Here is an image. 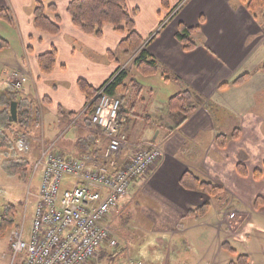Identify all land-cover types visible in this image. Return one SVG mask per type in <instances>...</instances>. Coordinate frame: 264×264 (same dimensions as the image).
<instances>
[{
  "label": "crops",
  "instance_id": "crops-1",
  "mask_svg": "<svg viewBox=\"0 0 264 264\" xmlns=\"http://www.w3.org/2000/svg\"><path fill=\"white\" fill-rule=\"evenodd\" d=\"M36 1L0 0V9H9L13 18L12 24L0 20V37L10 51L0 65L7 67L10 80L18 73L26 75L28 81L17 98L25 112H35L36 107L40 111L36 123L31 115L26 119L31 149L36 143L35 157L43 143L54 141L55 152L66 160L102 151L107 142L92 113L85 111L88 101L79 81L99 90L125 67V83L136 86L123 101L120 132L131 145L152 144L162 151L156 166L145 178L133 180L128 191L137 193L143 210L151 212L144 213L143 219L155 234H184L180 226L198 221L191 211L206 206L207 213L199 219L205 220L212 209L220 212L222 219L215 226L222 234L232 232L230 225L238 224V217L244 218L247 227V221H264L262 11L250 12L242 0H168L167 6L163 0H126L129 11H136L134 22L144 49L159 66L158 74L145 77L137 71L133 57L120 49L125 36L112 26L106 25L102 36L96 37L73 25L67 13L72 0H46L58 8L60 34L37 30ZM180 25L198 29L193 35L196 47L190 51L177 38ZM52 50L57 53L56 65L45 75L38 58ZM245 74L250 77L244 83L233 85ZM186 93L193 111L184 120V113L172 111L168 103ZM84 111L77 125L71 126ZM46 117L51 121L48 127ZM129 156L130 150L123 151L122 166ZM187 172L219 186L222 197L184 189L181 179ZM259 198L263 200L256 206ZM127 202L120 201L108 217L111 229L124 220ZM230 214L235 217L231 219ZM203 227L207 232L213 224L206 222Z\"/></svg>",
  "mask_w": 264,
  "mask_h": 264
},
{
  "label": "built area",
  "instance_id": "built-area-1",
  "mask_svg": "<svg viewBox=\"0 0 264 264\" xmlns=\"http://www.w3.org/2000/svg\"><path fill=\"white\" fill-rule=\"evenodd\" d=\"M13 80L14 89L22 90L28 78L18 73ZM121 106V101L106 94L105 88L99 91L92 115L107 142L102 151L66 160L55 152L57 141L43 143L28 186V198H35L31 225L27 232L25 210L11 244L12 264L19 258L21 264H87L106 246H117L108 217L126 197L132 181L145 178L162 157L158 146L131 145L120 132ZM85 111L71 126L77 125ZM15 149L28 155L31 137L20 134ZM126 150H130V156L122 166ZM37 176L40 183L32 194Z\"/></svg>",
  "mask_w": 264,
  "mask_h": 264
},
{
  "label": "rangeland",
  "instance_id": "rangeland-1",
  "mask_svg": "<svg viewBox=\"0 0 264 264\" xmlns=\"http://www.w3.org/2000/svg\"><path fill=\"white\" fill-rule=\"evenodd\" d=\"M8 55L10 51L0 52V60H6ZM8 73L7 67L0 65V211L8 205H15L20 213L21 225L26 210L28 232L35 204L33 196L28 198V186L33 174V162L38 156L35 157L36 153L33 151L36 143L32 145L30 155H24L15 149L14 133L20 128L9 124L11 106L8 105L13 97L11 92L18 90L11 86L14 80L13 77L11 80L7 77ZM47 118L46 127L51 123ZM26 163L27 171L19 170ZM39 183L40 177L37 176L33 182L32 194L37 191ZM125 200H128L126 206L129 208L123 215L125 218L111 229L117 246L104 249L87 264H230L242 255L249 257L250 264H264V221L261 218L253 223L247 221L250 224L248 227L244 218H235L238 224L230 225L232 232L222 234L217 231L218 225L215 226L222 215L212 209L205 220L198 218V221L191 222L189 226H180L179 232L185 229L184 234L156 235L154 227L143 219L146 218L144 213L148 211L143 210L140 196L134 192L128 193ZM148 214L152 215L150 211ZM206 222L213 224L212 229L207 232L203 227ZM14 233L15 231L7 232L0 237V264H12L11 243ZM225 244L235 250L237 255L223 247ZM21 263L22 259L19 258L15 264Z\"/></svg>",
  "mask_w": 264,
  "mask_h": 264
},
{
  "label": "trees",
  "instance_id": "trees-1",
  "mask_svg": "<svg viewBox=\"0 0 264 264\" xmlns=\"http://www.w3.org/2000/svg\"><path fill=\"white\" fill-rule=\"evenodd\" d=\"M247 9L255 13L256 11H262L264 18V0H242ZM168 0H163V6H167ZM58 8L55 4H47L46 0H37L33 12L35 28L48 35H58L61 32L60 24L61 17L59 16ZM67 13L72 19V23L75 27L80 29L87 35L101 37L103 29L106 25L112 26L116 32L125 36V39L120 43V49L126 56L133 57V64L137 71L145 76H155L159 72L158 63L152 59L148 52L144 49V40L136 31L134 22V15L136 11L130 12L126 0H72L68 7ZM50 14H55L54 17H50ZM0 20L6 24H12L13 18L9 9H0ZM198 31L196 28H189L184 25H180L179 32L177 34L178 40L183 44L184 49L190 51L196 47V43L193 40L194 33ZM8 42L0 37V52L8 48ZM57 53L55 50L44 54L38 58V64L43 74H50L56 65ZM261 71L264 72V62L261 66ZM250 74H245L237 79L233 85H240L244 83ZM127 79L126 69L118 70V72L102 87L105 88V93L113 98H118L121 103L127 98L131 88H135V84L128 86L125 81ZM79 86L83 93L86 95L88 106L87 112H93L94 107L97 104V96L99 90H94L85 81L80 80ZM227 86V85H225ZM13 94L10 99L8 107L11 106L13 101L18 102V122H9L10 125L19 126V130L14 134V141L17 140L21 133H28L26 119L32 118V123H36V114L38 115L39 107H36V111L27 113L23 109L24 107L19 102L17 96L18 93L11 92ZM191 96L186 94H179L172 98L168 106L172 111L179 110L184 113L185 119L193 111L190 106ZM125 112L123 106L120 110V119ZM33 115V116H32ZM26 124V125H25ZM35 125V124H34ZM27 163L22 165L19 170L22 172L27 171ZM240 171L244 173V167H240ZM181 185L184 189L189 191H200L213 198H219L223 195V190L214 185L213 183L206 182L198 178L192 172H187L181 179ZM263 199H257L256 206L261 203ZM208 206L191 211V215L195 218L204 216L207 213ZM20 213L15 205H8L4 210L0 211V237L6 235L11 231H17L20 227L19 224ZM12 244V243H11ZM223 247L231 251L232 254L237 255L236 251L230 248L227 244ZM230 264H250L249 257L246 255L238 256L236 262Z\"/></svg>",
  "mask_w": 264,
  "mask_h": 264
},
{
  "label": "water",
  "instance_id": "water-1",
  "mask_svg": "<svg viewBox=\"0 0 264 264\" xmlns=\"http://www.w3.org/2000/svg\"><path fill=\"white\" fill-rule=\"evenodd\" d=\"M10 121L13 123L18 122V102L13 101L10 107Z\"/></svg>",
  "mask_w": 264,
  "mask_h": 264
}]
</instances>
